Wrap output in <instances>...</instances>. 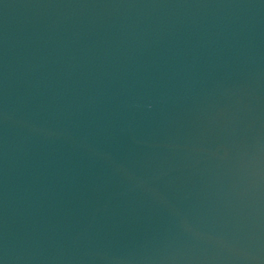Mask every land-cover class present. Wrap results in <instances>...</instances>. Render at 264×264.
<instances>
[{"label": "water", "instance_id": "1", "mask_svg": "<svg viewBox=\"0 0 264 264\" xmlns=\"http://www.w3.org/2000/svg\"><path fill=\"white\" fill-rule=\"evenodd\" d=\"M0 264H264V0H0Z\"/></svg>", "mask_w": 264, "mask_h": 264}]
</instances>
